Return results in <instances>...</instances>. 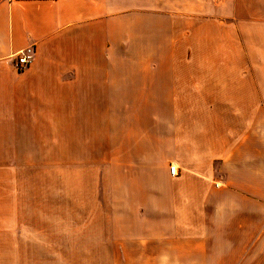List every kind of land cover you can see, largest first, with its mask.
Returning a JSON list of instances; mask_svg holds the SVG:
<instances>
[{"label":"crops","instance_id":"obj_1","mask_svg":"<svg viewBox=\"0 0 264 264\" xmlns=\"http://www.w3.org/2000/svg\"><path fill=\"white\" fill-rule=\"evenodd\" d=\"M0 171V264H264V6L0 0Z\"/></svg>","mask_w":264,"mask_h":264},{"label":"rangeland","instance_id":"obj_2","mask_svg":"<svg viewBox=\"0 0 264 264\" xmlns=\"http://www.w3.org/2000/svg\"><path fill=\"white\" fill-rule=\"evenodd\" d=\"M149 8H157L162 11L172 13H193L209 16H222L230 18L235 12V5L237 0H144ZM254 4L259 3L257 0H251ZM245 12V11H244ZM249 13V12H248ZM246 13V14H248ZM45 173V172H44ZM35 178H38L39 172H33ZM13 172L0 171V194L8 193L9 180L12 178ZM90 208V204H89ZM86 219L84 223H92L95 218L92 217V212H86ZM106 221V220H105Z\"/></svg>","mask_w":264,"mask_h":264},{"label":"built area","instance_id":"obj_3","mask_svg":"<svg viewBox=\"0 0 264 264\" xmlns=\"http://www.w3.org/2000/svg\"><path fill=\"white\" fill-rule=\"evenodd\" d=\"M34 55V48L30 47L24 51L19 52L18 54V60L17 65L21 69L27 68L33 60ZM170 173L172 176H176L178 173V170L176 166H170Z\"/></svg>","mask_w":264,"mask_h":264}]
</instances>
